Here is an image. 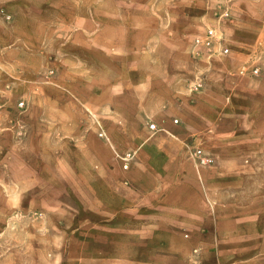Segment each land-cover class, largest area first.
<instances>
[{"label": "crops", "instance_id": "1", "mask_svg": "<svg viewBox=\"0 0 264 264\" xmlns=\"http://www.w3.org/2000/svg\"><path fill=\"white\" fill-rule=\"evenodd\" d=\"M216 1L130 14L146 23L124 45L116 28L113 48L125 56L108 81L105 28L96 66L83 64L96 76L64 72L71 59L55 56L49 107L29 112L18 171L0 175V264H264V0L250 12L239 0L222 22ZM24 4L0 0L7 105L33 85ZM14 116L0 112L1 164Z\"/></svg>", "mask_w": 264, "mask_h": 264}, {"label": "rangeland", "instance_id": "2", "mask_svg": "<svg viewBox=\"0 0 264 264\" xmlns=\"http://www.w3.org/2000/svg\"><path fill=\"white\" fill-rule=\"evenodd\" d=\"M201 0H25L23 6V13L25 14V21L22 26L26 29V64L31 63L33 67L25 68V78L33 85L27 83V93L25 96H15L10 98L9 104L6 101L0 102V112L2 110H9L15 112V118L11 119V130L15 138L11 139V148L8 156L4 154V163L0 162V175L6 172L18 171L19 157L24 155V141L27 138L24 120H33L28 114L32 109H46L49 107V92L51 79L56 75V69L51 68L55 64V56L61 61L65 62L66 58L71 59V66L63 67L65 72L68 68L69 72L75 76H96L97 68L83 67V64L89 63L96 66L95 55H97L98 30L106 29L105 36H101V45H105V75L107 81L114 78L116 73L113 62L117 58H124V52L119 53L113 48L115 41V30L117 28V40L124 45L130 37L137 39L135 33L130 32L132 26L138 24H145V21H137L129 19L130 14L145 16L147 14L170 13L173 15L179 13H196L207 9V6L200 5ZM239 0H217L216 5L212 7V14L218 21L229 19L231 13L236 10V3ZM263 1V0H262ZM182 2V3H180ZM261 2V0H260ZM259 0H246L245 6L248 12L251 11V6L258 8ZM123 19H117L116 16ZM102 18V20H101ZM105 18V19H104ZM126 18V19H125ZM9 24L13 23V18L6 19ZM163 24V22H151V24ZM169 23V26L175 22ZM192 26L196 22H189ZM249 25L253 22H246ZM245 25V27H246ZM156 26V25H155ZM159 26H156V29ZM166 29V27H164ZM171 28V26H170ZM194 31V28H190ZM154 30V28H153ZM165 32V31H164ZM171 34V33H170ZM102 35V32H100ZM221 39H218L220 42ZM196 41V45H197ZM119 44V43H118ZM192 44V48L196 46ZM90 46V47H89ZM95 46V47H94ZM104 49H102L103 51ZM225 51V50H224ZM124 60V59H123ZM15 64V63H14ZM16 68V66H14ZM58 69L59 72L62 71ZM15 69H11L10 80L16 83L18 75L13 73ZM257 71V73H256ZM259 70H253L254 74H259ZM110 87V86H109ZM32 88V89H30ZM118 88H122L121 85ZM35 92H34V90ZM108 89V85H107ZM120 92L119 90H117ZM29 93V94H28ZM2 118L0 117V123ZM5 121V120H4ZM42 123L47 124L44 117ZM28 124V123H27ZM1 135V133H0ZM45 142L46 153L49 155V140L48 133H46ZM60 145L63 139L60 137L57 140ZM55 144V142H54ZM1 157V149H0ZM12 199H15L12 197ZM58 200L69 201V198L59 196ZM40 217L41 214H36ZM12 216V215H11ZM11 219L16 220L17 214H13Z\"/></svg>", "mask_w": 264, "mask_h": 264}, {"label": "built area", "instance_id": "3", "mask_svg": "<svg viewBox=\"0 0 264 264\" xmlns=\"http://www.w3.org/2000/svg\"><path fill=\"white\" fill-rule=\"evenodd\" d=\"M224 53H225V54H228V50H225ZM256 73H257V71H256ZM152 129H155V126H152ZM198 154L201 155L202 153H201V152H198Z\"/></svg>", "mask_w": 264, "mask_h": 264}, {"label": "bare ground", "instance_id": "4", "mask_svg": "<svg viewBox=\"0 0 264 264\" xmlns=\"http://www.w3.org/2000/svg\"><path fill=\"white\" fill-rule=\"evenodd\" d=\"M168 136V135H167Z\"/></svg>", "mask_w": 264, "mask_h": 264}]
</instances>
